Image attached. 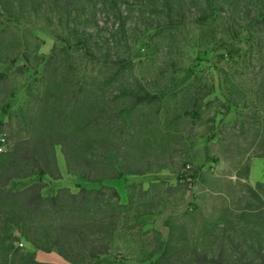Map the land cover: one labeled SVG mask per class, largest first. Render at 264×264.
Instances as JSON below:
<instances>
[{
  "label": "trees",
  "instance_id": "obj_1",
  "mask_svg": "<svg viewBox=\"0 0 264 264\" xmlns=\"http://www.w3.org/2000/svg\"><path fill=\"white\" fill-rule=\"evenodd\" d=\"M119 2L0 0V112L7 116L0 122L5 138L0 152V248L26 264L39 263L33 253H19L15 244L21 238L71 264H99L118 232L141 230V218L149 214L133 206L131 195L128 204L121 203L118 190L104 181L161 167L159 156L173 139L183 143L186 155L197 139L219 142L217 114H228L241 103L247 107L252 99L258 105L250 120L235 117L232 123L239 124L241 132L245 127L253 131L257 151L263 152L253 158H264V0H252L254 12L240 11L245 19L238 20L236 11L225 15V0L141 3L150 12L138 29L147 47L166 42L169 49L188 27L212 33L210 42L232 64L229 71L216 69L222 105L219 96L205 101L214 93V83H202L194 63L184 67L179 53L165 62L171 66L168 75L160 68L156 79L138 77L135 58L141 53H134ZM191 6L195 12L188 22L185 12ZM97 7L109 9L119 20L114 33H102L104 27L95 19ZM32 16L42 17V26L55 38L47 56L38 54L41 40L33 33L37 26ZM204 38L202 34L200 40ZM180 44L189 46L185 40ZM254 59L260 63L256 69L251 66ZM24 75L25 99L15 106L16 80ZM244 83L252 87L243 88ZM213 105L225 113L215 110L207 116ZM196 126L205 128L200 136L191 134ZM56 146L68 173L99 186H77L76 192L61 187L43 195L40 179L61 177ZM184 164L188 175L181 174L182 179L192 182L202 175L200 167ZM249 170L250 160L236 176L247 181ZM32 177L38 180L21 185ZM242 193L239 205L221 209V228L202 231L200 225L199 234L205 236L195 238L189 253L182 248L178 264H264V182H244ZM161 258L153 264H163Z\"/></svg>",
  "mask_w": 264,
  "mask_h": 264
},
{
  "label": "rangeland",
  "instance_id": "obj_2",
  "mask_svg": "<svg viewBox=\"0 0 264 264\" xmlns=\"http://www.w3.org/2000/svg\"><path fill=\"white\" fill-rule=\"evenodd\" d=\"M143 2L145 0H120L118 4L122 20L125 21L124 28L134 47V53H141V56L135 58L137 76L145 77L148 80L156 79L160 68H164L168 75L171 66H167L165 62H168L169 56L175 57L179 53L182 55L184 67H187L191 61L194 63L197 67L195 73L201 78L202 83H214L215 91L205 101L213 100L214 96H219L221 104L224 100L218 89L220 77L216 69L222 67L224 71H229V69L232 70V64H227L226 59H222L221 49L210 42L212 41L211 32L206 29L199 31L195 27H188L183 33L184 36L175 38L176 43L169 49L166 48V42L159 44L160 47L159 45L147 47L145 45L148 42L147 38L138 31L142 27L143 21L150 17L149 8L141 6ZM223 7L225 15L236 11L237 15L234 14V16L237 20L245 19L242 17L243 14H239L240 11L246 9L251 13L254 12L252 0H225ZM192 11L195 12L193 6L185 12V20L188 22H190ZM238 15L241 17L239 18ZM41 18L30 17L37 26L33 29V33L41 40L38 54L47 56L56 41L52 32L42 26ZM95 19L99 25L104 27L103 34L114 33L119 24V20L109 9L99 10L97 7ZM202 34L205 37L204 40H200ZM215 36L216 39L219 38L218 33H215ZM261 37L264 39V32H261ZM134 38H137V41L132 40L133 43L131 39ZM183 40L187 41L189 46L181 47L180 43ZM169 51L171 53H168ZM259 64L256 59L251 62L253 69H256ZM39 69L41 68L39 67ZM250 70L248 69V71ZM27 79L28 76L24 75L16 80L18 89L14 100L15 106L20 105L25 99L24 85L28 82ZM242 87L249 89L252 86L244 83ZM247 103L249 105L247 107L242 106V103L237 108L232 107L228 114H217L216 123L221 121L222 126L220 141L208 142L205 138L195 140L187 153L191 156L192 161L187 160V155L182 150L183 143L173 139L170 147L159 156L161 167L141 175L125 174L121 178L104 181L105 184L112 185L118 190L121 203L128 204L131 195L133 206L140 210L146 209L149 214L141 218L143 221L141 230L135 227L129 232L130 234L118 232L111 243L109 254L101 257L99 264H153L161 257L163 264H178L177 257L182 248L183 253L184 251L189 253V250L194 246L195 238L205 236L203 232L199 234L202 227H204L202 231H205V228L210 231L221 228V225L218 224L221 209L228 204L233 206L240 204L244 182H248L252 186L255 185L249 178L247 181L238 178L236 173H240L249 160L250 166L251 162L254 163L257 158H253V155L263 153L257 151V141L253 131L245 127V130L241 132L239 124L232 123L235 117H239V121L246 118L248 121L250 120L248 117L251 116L254 106L258 105V101L252 99ZM215 110L225 113L222 107L213 105L205 111V114L213 115ZM6 120L7 116L0 112V122ZM204 130V126H196L192 129L191 134L200 136ZM182 134L185 135L186 131L184 130ZM55 154L61 177L59 179L42 177L40 181L45 185L42 190L43 195L53 194L57 188L61 187L76 192L77 186L87 188L99 186L86 183L68 173L59 146L55 147ZM184 160L185 164L190 165V169L200 167L202 175L200 174L192 182H189V179H182L181 174L188 175V172L182 169ZM36 180L38 178L32 177L24 179L20 183L21 185L28 184ZM140 191L146 194L141 195ZM15 245L20 248L19 253L25 255L33 253L39 264H71L58 256L55 251L42 252L34 249L22 238ZM157 247L160 248V251L152 253V250ZM183 257H185L184 254ZM0 264H26V262L13 258L12 252L6 253L4 249L0 248Z\"/></svg>",
  "mask_w": 264,
  "mask_h": 264
},
{
  "label": "crops",
  "instance_id": "obj_3",
  "mask_svg": "<svg viewBox=\"0 0 264 264\" xmlns=\"http://www.w3.org/2000/svg\"><path fill=\"white\" fill-rule=\"evenodd\" d=\"M249 180L253 183L264 182V158H257L251 162Z\"/></svg>",
  "mask_w": 264,
  "mask_h": 264
},
{
  "label": "built area",
  "instance_id": "obj_4",
  "mask_svg": "<svg viewBox=\"0 0 264 264\" xmlns=\"http://www.w3.org/2000/svg\"><path fill=\"white\" fill-rule=\"evenodd\" d=\"M5 148V138L3 134H0V151Z\"/></svg>",
  "mask_w": 264,
  "mask_h": 264
}]
</instances>
